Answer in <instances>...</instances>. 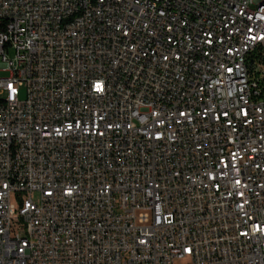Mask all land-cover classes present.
<instances>
[{"label":"built area","instance_id":"obj_1","mask_svg":"<svg viewBox=\"0 0 264 264\" xmlns=\"http://www.w3.org/2000/svg\"><path fill=\"white\" fill-rule=\"evenodd\" d=\"M0 264H264V13L0 0Z\"/></svg>","mask_w":264,"mask_h":264},{"label":"bare ground","instance_id":"obj_2","mask_svg":"<svg viewBox=\"0 0 264 264\" xmlns=\"http://www.w3.org/2000/svg\"><path fill=\"white\" fill-rule=\"evenodd\" d=\"M246 7L249 14H263L264 0H246Z\"/></svg>","mask_w":264,"mask_h":264},{"label":"rangeland","instance_id":"obj_3","mask_svg":"<svg viewBox=\"0 0 264 264\" xmlns=\"http://www.w3.org/2000/svg\"><path fill=\"white\" fill-rule=\"evenodd\" d=\"M3 75H5V74H3ZM23 97H24V93L22 92L21 98H23ZM34 199L35 200H38V195H34ZM13 202L17 204V201H16V197L15 196H13Z\"/></svg>","mask_w":264,"mask_h":264}]
</instances>
